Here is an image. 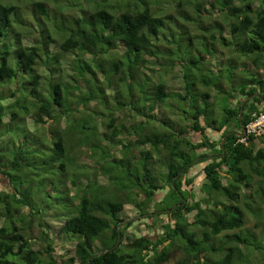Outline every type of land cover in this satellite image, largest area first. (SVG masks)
I'll use <instances>...</instances> for the list:
<instances>
[{"label":"trees","instance_id":"obj_1","mask_svg":"<svg viewBox=\"0 0 264 264\" xmlns=\"http://www.w3.org/2000/svg\"><path fill=\"white\" fill-rule=\"evenodd\" d=\"M185 43L200 57L170 65L179 67L184 87L168 95L159 75ZM197 43L213 56L217 43L227 48L231 70L234 57L244 76L230 92L218 82L222 68L211 71L216 83L201 79L236 101L220 122L207 93L187 104L200 80L187 64L207 62L210 70L212 56L201 55ZM260 70L264 0L0 1V264H165L176 257L175 264H264V147L255 150L252 136L236 144L228 134L264 111ZM175 100L181 109L171 108ZM113 104L130 126L113 128L124 123L119 116L102 125L108 117L96 109ZM162 104L173 117L178 112V131L169 116L153 120ZM204 162L197 198V175H187ZM125 205L156 234L127 235ZM50 213L62 221L57 235L73 243L71 256L55 255L56 234L44 220Z\"/></svg>","mask_w":264,"mask_h":264},{"label":"rangeland","instance_id":"obj_2","mask_svg":"<svg viewBox=\"0 0 264 264\" xmlns=\"http://www.w3.org/2000/svg\"><path fill=\"white\" fill-rule=\"evenodd\" d=\"M1 2H4V3H9V0H0ZM55 6V5H53ZM163 10L165 11V9H167L169 7V4L167 3V5L163 4ZM181 22V21H180ZM182 23V22H181ZM175 24V23H174ZM176 25V24H175ZM178 28L181 27L177 25ZM190 33H194L192 32L193 31V27L192 26H187ZM224 35H227V32L225 31L223 33ZM228 38V37H227ZM196 39H194L195 41ZM25 44H29V41L28 40H25L24 41ZM201 46V44L197 43V47L199 48ZM187 48H191L188 44H184L182 46H180L178 49H180L177 53H174L172 54V57L175 59L174 62L172 63H165L166 64V70L161 72L159 76L163 77L165 76L164 80H163V84H164V92L168 95H172V94H176V95H181L183 93V87H184V82L182 81V77H181V71L179 69V67L177 68H174L173 70H171L170 68V65L171 64H175V62L179 61L180 59H182L184 62L187 61V59L189 58H193L195 56L194 53L193 54H189L187 53L186 49ZM204 48H207V49H211V50H214L213 48H208V47H204L203 45L200 47V50L201 51V55H211L212 57L209 59V63H210V70H208V63L207 62H202V63H198L197 65H199L198 67H194L192 64H187V68L188 69H191L188 74L190 75V77H193V76H200V80L197 79L194 81L195 83V87L192 89L191 91V97L188 99V105L189 107H193V98L194 97H198L199 94L201 93H207L209 96H210V99L207 101L208 102V106L213 109V112H214V117L216 118L217 121H222V119L224 118V116L222 115V109L224 107H229V108H235L236 106V102H234L233 100H226L225 95H219L215 89H213V87H209L207 84L208 83H211V82H215L216 83V76L215 74H211L213 71V67H214V70L216 68H222L220 70V73H218V76H219V80L218 82L223 84V88L226 89V91L230 92L231 90V87H234L235 89L237 88V81L236 79H238L239 77V74H241L240 72V69L237 67V62H236V58L232 57V64L234 65V68L233 70H231V67H230V62L229 60H231V58H228L227 54L225 55L224 53H227L228 52V49L227 48H224V47H221L219 45V43H217L215 45V48L216 49V55H214V52H205ZM54 49V45H52V50ZM121 50V49H120ZM200 56L198 57H195V59L198 60ZM168 60H166L167 62ZM236 62V63H235ZM205 65L204 66V69H203V74L199 73L198 70L200 69L201 72H202V65ZM247 66V68L251 69V71H253L254 73V70L253 67L250 65V63H246L245 64ZM156 67L158 65H155ZM217 71V70H216ZM216 71H214L213 73H215ZM233 71V75H231V72ZM217 74V73H216ZM256 74V73H254ZM259 74V75H258ZM257 74L258 77H261V78H264V71H259ZM64 75V74H63ZM241 78L244 79V76L241 74ZM152 77V76H150ZM152 78H154V80H156V78L153 76ZM201 79L206 81L207 84L206 85H203L204 83L201 82ZM236 84V85H235ZM234 85V86H232ZM190 85H188L187 87H189ZM169 102L168 103H171L173 102V100H168ZM182 103L183 102H180L179 100H175V102L173 103V106L171 108H175V109H178V108H182ZM200 104V103H199ZM206 104V103H205ZM205 104H200L201 107H205L206 105ZM169 108V107H168ZM175 111H171V109L169 108V110H167V108L164 107V105H156L155 107H153V112L151 113L153 116V120L155 121L156 124L160 123L163 118L165 120H167L166 118L168 117L172 123L171 127L174 131H178L179 129V125L178 124H175L174 122L177 121L178 119V112H176V115L175 117H173V114H174ZM96 113L97 115H102L104 114L105 116H107V121H104V119L101 117V120L103 121V124L102 125H105V123H107L110 119H116L119 117H122L124 118V123H120V122H117V124L113 127V128H116L117 130H119V128L121 127V125H126V126H130L133 122H132V119L130 118V116H126L124 117L122 114H120L115 108H114V104H113V107H110V110H105L101 107H99L98 109H96ZM183 117H188L189 114L187 113H183L182 114ZM167 116V117H166ZM144 120V118H142L140 115L136 116L135 120L138 122V121H141V120ZM151 124H153V121H150ZM102 123V122H101ZM27 124H28V127L29 128H33V123H32V120L30 118L27 119ZM161 124V123H160ZM209 129H207V133L209 134ZM196 137V136H195ZM194 137V139H195ZM210 139L213 140H219L218 139V135H214V136H210ZM253 146H254V149L257 150L261 147H264V143H262L260 141V138L259 139H255L253 140ZM124 153V152H123ZM209 155V154H208ZM209 157V156H208ZM216 158V157H215ZM78 162L80 164H85L87 166H90L91 165V162L86 158V157H81L80 156V159L78 160ZM204 163H200V164H197L194 168H191L188 172V175L187 177H190V176H193L194 174L197 175V182L195 184V187H194V191L196 193V197L198 198L200 196L199 194V186L201 184L200 182V176H198V174H201V167L203 166ZM118 168L122 171H120V173L122 175H124L125 177V173L127 171L126 169V165H125V161L121 164L118 165ZM1 178V177H0ZM199 178V179H198ZM104 180V179H103ZM5 185H6V181L4 179H0V191L2 190H5ZM111 187V185H110ZM224 201V200H223ZM264 205H261V207H263ZM264 210V208H263ZM120 217L124 220V224L126 223H129L131 222V225L129 226V228L126 230V233L127 235H132L134 234L135 236H139V235H146V234H149L151 236H153L155 233V229L157 227H155L154 229H148V227H146L147 225V222H148V219H144L143 217L139 216L136 212L135 209H133V207L129 206V205H125L123 207V211L122 213L120 214ZM45 219V222H47L51 232L53 235L56 236L55 238V255H59V256H62V255H65V256H71L72 254V250H73V243L72 242H69L67 241V239L57 235V229L58 227L60 226V224L62 223V221L58 218H55V217H52L51 216V213L50 215H45L44 217ZM247 220V223H246V226L247 228L251 229V230H254V223H255V220L254 218L252 217H248L246 218ZM258 230V229H257ZM256 230V232H257ZM259 233V231H258ZM33 234H36L35 231L33 232ZM64 242V243H63ZM125 242V241H124ZM98 246V244H96ZM179 257H176L175 259H172L171 261H168V262H165V264H175L177 261H178Z\"/></svg>","mask_w":264,"mask_h":264},{"label":"built area","instance_id":"obj_3","mask_svg":"<svg viewBox=\"0 0 264 264\" xmlns=\"http://www.w3.org/2000/svg\"><path fill=\"white\" fill-rule=\"evenodd\" d=\"M242 135L238 136L237 143L246 144L247 138H264V111L251 113L249 121L239 131Z\"/></svg>","mask_w":264,"mask_h":264},{"label":"water","instance_id":"obj_4","mask_svg":"<svg viewBox=\"0 0 264 264\" xmlns=\"http://www.w3.org/2000/svg\"><path fill=\"white\" fill-rule=\"evenodd\" d=\"M256 97H259V95H257L256 94ZM248 98H245L242 102H241V105H240V112H239V119L242 117V107H243V104L245 103V101L247 100ZM261 102H262V104H264V100L263 99H261ZM240 129H243V125H240ZM228 134H233V135H235V136H240V135H242V134H237V133H232V132H230V133H228ZM224 138L225 137H223L222 138V140H221V145H223V143H224ZM222 150H223V147H222ZM117 243H116V245H118V243H119V241H120V237H119V229L117 230ZM115 245V246H116ZM106 251H108V250H104L103 251V253L104 252H106Z\"/></svg>","mask_w":264,"mask_h":264},{"label":"crops","instance_id":"obj_5","mask_svg":"<svg viewBox=\"0 0 264 264\" xmlns=\"http://www.w3.org/2000/svg\"><path fill=\"white\" fill-rule=\"evenodd\" d=\"M248 100V99H247ZM246 100V101H247ZM234 102H236V101H234ZM233 108V107H232ZM210 130V129H209ZM232 132V131H231ZM235 132V131H234ZM234 132H232V133H234ZM208 135H212V136H214V135H218V139H220V133H218L217 131H212V130H210L209 131V134ZM196 137H195V139H194V137H193V140L195 141V142H199L200 140H201V134L200 133H197L196 135H195ZM215 139V138H214ZM213 139V140H214Z\"/></svg>","mask_w":264,"mask_h":264},{"label":"clouds","instance_id":"obj_6","mask_svg":"<svg viewBox=\"0 0 264 264\" xmlns=\"http://www.w3.org/2000/svg\"><path fill=\"white\" fill-rule=\"evenodd\" d=\"M244 126V125H243ZM242 129H240L239 131H241ZM239 131L237 132H234V133H237V134H241ZM236 138H238V136H236ZM255 139H258V138H255Z\"/></svg>","mask_w":264,"mask_h":264}]
</instances>
